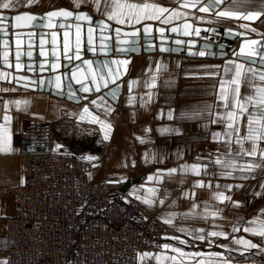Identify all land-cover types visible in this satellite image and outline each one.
Masks as SVG:
<instances>
[{
    "label": "crops",
    "instance_id": "1",
    "mask_svg": "<svg viewBox=\"0 0 264 264\" xmlns=\"http://www.w3.org/2000/svg\"><path fill=\"white\" fill-rule=\"evenodd\" d=\"M148 2H155L170 9L177 7V0H148ZM59 8L71 9L72 0H39V3L31 8L17 6L9 10L0 9V13L43 14ZM224 8L245 13L261 11L264 9V0H226L225 4L217 10ZM84 10L88 11L87 8ZM179 11L182 14L186 12L188 15L186 17L182 15L180 19L168 24L150 23L154 26L169 27L183 21H191L198 25L226 27L243 32L245 29L240 25L250 24L256 32L248 33L255 37L264 36V16L254 21H247L220 18L215 13L202 14L196 9L180 8ZM92 15L94 18L101 19L100 14L95 11ZM232 60L236 58L231 56L219 59L192 58L183 54L159 52L133 56L127 75L122 81V93L116 102L102 92L81 96L80 103L17 86L16 91L0 92V109H3L4 103H8L6 111L11 117L7 125L9 138L6 147L8 150L0 151V237L5 234L6 219L13 213V190L20 186L23 179L21 160L18 157L19 136L23 124L33 120L51 124L52 147L55 151L77 154L90 164L91 169L88 172L90 183L109 182L119 178L123 187L126 186V189L121 190L120 195H113L109 199L105 211V219L109 223L117 225L123 204L129 200H135L156 214L157 218L169 228V236L189 239L180 229H187L190 232L192 229L205 228L208 231L229 233L227 240L212 238L214 243L211 245L189 240V245L186 246L179 244L176 240L165 238L162 245H174L183 248L186 252H204L205 254L223 252L224 255L220 259L205 255L202 257L205 264H221V260H230L231 264H264V254L256 249L248 250L244 255H240L237 251H228L217 246L226 245L228 249L239 248L240 246L233 242L232 237L250 239L257 244L264 243L258 235L245 234L243 231L231 232V226L235 220L255 221L251 225L245 224L254 229H259L264 224V213L261 212L264 210V196L254 195L258 190L257 185L264 183V169H257L252 173L255 179L241 181L221 176V169L212 162L215 156L226 151L223 143H217L212 139V133L221 132L222 129L212 124L211 120L217 112L224 111L219 99L220 82L222 79H227L228 74L224 69L226 62ZM157 65H159L158 71ZM249 67L260 69L253 63L245 64V69ZM149 69L152 71L150 72ZM153 75L156 77L155 87L149 88L145 85L153 82ZM254 79L257 84L261 83L258 77ZM133 81L136 83L132 84ZM129 84H132L131 91L128 88ZM12 87V84L0 81V88ZM240 92L241 96L252 95V84L242 80ZM146 93H151L150 97L146 96ZM133 96L135 101L130 104L129 100ZM101 97H104L107 106L112 109L110 113H105L102 108L90 104L93 99L99 103ZM16 101H20L19 106L16 105ZM85 105L90 109L88 114L83 112ZM94 115L99 116L104 124L111 125L107 130L109 139H104L105 129L101 123L91 122ZM81 116L84 117L83 120L80 119ZM2 122L0 119V123ZM165 128L171 131L163 132L162 129ZM244 132L242 123L241 135ZM141 140L144 142L141 143ZM245 147L248 145L245 144ZM260 147L264 148V142H261ZM89 157L94 159L89 160ZM197 162L208 164L206 175L198 177L177 171L172 176L165 175L160 184L148 180V177L156 174L159 169L179 170L184 165ZM239 175V172L234 173L236 177ZM201 179L206 183L211 181L213 186L243 184L242 188L226 193L232 197V200L240 201L242 207L234 209L230 201L224 203L216 201L214 196L219 190L215 187L197 188L194 201L184 199L181 193L186 189L192 190L193 183ZM153 187L160 189V192L156 193V198H159L162 193L165 195L163 205L158 203V199L153 205L142 202L145 196L152 198L148 190ZM137 196L141 199H137ZM194 202L197 207L193 210ZM205 204L209 205V212L213 208L223 211L219 212L215 218L209 215L207 219H203ZM186 213L194 214L184 219L183 216ZM173 214L176 217L173 223H165L164 220ZM241 251H243L242 248ZM142 253H149L150 256L141 258ZM165 255L171 256L175 253L170 251L165 253L162 247L153 252H139L137 264H170L164 259ZM153 256H159L160 260L153 259ZM0 261H4L2 255H0ZM185 264H192V262L186 260Z\"/></svg>",
    "mask_w": 264,
    "mask_h": 264
},
{
    "label": "snow or ice",
    "instance_id": "2",
    "mask_svg": "<svg viewBox=\"0 0 264 264\" xmlns=\"http://www.w3.org/2000/svg\"><path fill=\"white\" fill-rule=\"evenodd\" d=\"M39 3V0H0V9L9 10L14 9L17 6H23L25 8H31L33 5ZM225 4V0H177L176 8H169L160 5L155 2H148V0H72L71 9H57L48 11L44 17H38L29 12H24L15 15V24L12 25L14 28L28 27L30 29H35L37 26L40 28H46L51 30L47 33L37 34L34 31L28 33V45L27 51L21 52L22 40L20 39L19 33H15L17 39L15 41L16 49L14 54L15 63L9 59V46L10 42H4L5 51L3 52V64L0 65V81H6L12 84V88H0V92L16 91L17 85L24 88H29L33 84L37 87L44 86L46 83L48 85H54L55 89L63 94L64 93V80L74 81L80 87L78 90L73 91L71 89V83L68 85V95L73 99H78L77 91L83 93L97 92L99 93L101 89H108V95L115 100L118 96L120 85L117 81L121 78L122 74L126 73V65L129 63L127 60H112L110 63L101 62L102 68L93 70V61L83 59V49L82 42H86L87 51L93 52L94 54L99 51L102 54L107 55L109 45L107 43L112 37L107 35V33H115L118 38L117 42L121 45H131L135 41L130 39H124L121 37H136L141 34V31L145 34H151L152 26L150 22H159L161 24L171 23L173 20H178L181 16H187L188 13H181L180 8L184 9H196L200 13H211L214 12L217 17L225 19H243L247 21H254L260 19L264 16V9L261 11H250V12H240L234 11L229 8H224L223 10H217L220 6ZM87 8L88 11L84 9ZM95 11L100 14L101 19L98 23L93 26L94 16L92 12ZM203 19V17H200ZM47 20L46 23L42 22ZM59 20L61 22H54ZM40 22V23H37ZM139 26V27H137ZM240 27L245 29L244 33L240 35H246L248 32H256L255 28H252L250 24H242ZM125 28H130L132 31L126 32ZM62 29V42L58 39L61 33L58 31ZM178 29L173 27L172 32H176ZM164 28H160V35H164ZM195 35H200V30L198 28H193L192 24L185 23L183 25V35L188 36L192 33ZM231 33V30H229ZM0 34L4 36L9 35V28L6 26V17L0 15ZM39 36V56L44 59L36 64H24L21 60L22 55H26L29 59L33 57V40L36 36ZM50 37V39H49ZM99 40V46L97 48L96 41ZM177 44L185 43L184 41L177 40ZM51 45L50 50H46V45ZM252 46H257V50H251ZM62 48L63 59L67 61L68 65H73L65 73H60L59 69L61 67L59 61L60 56L58 55V49ZM264 48V43L258 40H251L249 45V50L245 51L242 46L237 53H235L236 60L227 61L225 66V73L227 79H222L220 82L219 99L220 105L224 109L223 112H217L215 117L211 120V123L221 127V132H213L212 139L217 143H223L225 145L226 151L217 155L213 159V163L216 164L220 169V175L239 179L241 181L248 179H255L252 175L257 169H264V148L260 147L261 142H264V51L259 49ZM120 52L134 51L131 47H119L116 49ZM49 51L51 52V59H49ZM160 51H167V49L161 47ZM199 55H205L204 51H200ZM240 57H244V60H240ZM258 58L260 69L255 67H249L245 69V64H251L254 60ZM75 61H80V64H75ZM81 65L87 66V74L85 69ZM157 71L159 70V65L156 66ZM4 69H12L13 71H7ZM106 69V71H103ZM33 72V73H43L44 71H51L58 73L54 76V79H37L33 80L32 77L27 75H17L21 71ZM123 70V72H122ZM151 72L152 70L149 69ZM213 75H215L213 73ZM258 77L260 84H257L255 79ZM155 75L152 76V83H146L145 86L151 88L155 87ZM245 83H251L253 87V94L248 96H241L240 85L241 81ZM23 82V83H21ZM133 81L132 84H135ZM109 84L114 85V87L109 88ZM132 84L128 85L131 91ZM146 96L150 97L151 93H146ZM87 97H85L86 99ZM135 97H131L129 103H133ZM19 106L20 101L15 102ZM90 104L96 106L97 108H102L105 113H110L112 109L107 106L104 97L100 98V102L96 99L90 101ZM8 103H4L3 109H0V151H7L6 147L9 138V129L7 125L10 123L11 117L7 114ZM251 109V110H250ZM83 112L88 114L90 109L87 105L83 107ZM246 117V119H245ZM169 118H171V113H169ZM81 120L84 119L83 116L80 117ZM92 123H101L105 129L104 139H109L107 130L110 129V124H104L103 121L99 119V116H92ZM245 129L243 135H241V127ZM150 131V130H149ZM163 132H169L170 129H162ZM141 143L144 141L141 140ZM245 144L248 147H245ZM59 147V146H58ZM245 157H251L252 159H244ZM210 159L211 154H210ZM89 160L94 159L89 157ZM177 171L183 172L184 174H193L195 176H202L208 173L207 163H193L190 165H184L181 169H159L156 174L149 176V181H155L156 184L162 183L165 175L172 176L177 173ZM239 172L238 177L234 176V173ZM110 183H120L119 178L109 181ZM243 184H228V185H215L213 186L211 181L207 183L201 179L197 180L192 185V190H184L181 195L184 199L195 200L197 188H212L215 187L217 191L214 199L220 203L225 201H230L231 206L234 209H239L242 207L240 201L232 200L230 195L226 193H231L234 189L242 188ZM257 191L254 193L256 196H264V183H259L257 185ZM151 193V197L145 196L142 200L143 203L153 205L158 203L163 205L165 203V195L162 193L159 198H156V193L160 192V189L153 187L148 190ZM137 199L141 197L137 196ZM197 207L194 202L192 204L193 210ZM222 209L213 208L209 212V205H204V215L203 219H207L209 215L213 218L217 216ZM264 213V210H261ZM194 213H186L183 218L187 219L188 215ZM175 215H170L164 222L172 224L175 220ZM255 221H242L235 220L231 226V232L237 233L243 231L245 234H250L253 236H259L262 241H264V224L261 225L259 229H254L251 226H245L254 224ZM189 237V239H183L179 236H169L165 239L176 240L179 244L189 245V240L206 242L209 245L214 243L212 238H223L225 240L229 239V233L226 231H208L205 228L192 229L190 232L187 229H180ZM233 242L240 246L236 249H228L226 245H217L218 247L225 248L228 251H237L240 255H244L246 251L251 249H256L261 254H264V243L257 244L252 242L250 239L232 237ZM165 253L172 252L175 255L167 256L164 259L169 261L170 264H185L186 260L191 261L192 264H205L204 257L208 255L210 257H216L220 259L223 257V252L221 253H208L204 252H186L183 248L176 247L174 245L164 244L161 246ZM241 248L243 251H241ZM141 258L145 256H150L149 253L140 254ZM153 259L157 261L160 260L159 256H153ZM0 264H7V261H0ZM221 264H231L230 260H221Z\"/></svg>",
    "mask_w": 264,
    "mask_h": 264
},
{
    "label": "built area",
    "instance_id": "3",
    "mask_svg": "<svg viewBox=\"0 0 264 264\" xmlns=\"http://www.w3.org/2000/svg\"><path fill=\"white\" fill-rule=\"evenodd\" d=\"M49 123L28 120L19 136L22 182L0 237L7 264H137L139 252L160 250L169 228L135 200L117 225L105 219L123 183H90L79 155L55 151Z\"/></svg>",
    "mask_w": 264,
    "mask_h": 264
},
{
    "label": "water",
    "instance_id": "4",
    "mask_svg": "<svg viewBox=\"0 0 264 264\" xmlns=\"http://www.w3.org/2000/svg\"><path fill=\"white\" fill-rule=\"evenodd\" d=\"M226 1V0H225ZM221 7V6H220ZM59 9H64V8H59ZM57 10V9H55ZM52 11V10H51ZM34 14L38 17H44L45 14ZM200 13V12H199ZM214 12L211 13H202V14H213ZM21 14V13H20ZM32 14V13H31ZM0 15H3L6 17V26L9 28V35L4 36L3 34H0V65L3 64V52L5 51L4 48V42L8 41L10 42L9 46V59L15 63L14 60V54H15V41L17 39V36L15 33H19L20 39L22 40V48L21 52H26L27 51V45H28V33L30 31H34L37 34L39 33H47L50 32L51 30L46 29V28H40L37 26L35 29H30L28 27H21L19 29L12 27V25L15 24L14 17L15 15H8L4 13H0ZM100 19L95 18L93 26H95L96 23L99 22ZM44 23L47 22V20L42 21ZM54 22H61L59 20H56ZM190 23L192 24L193 28H198L200 30V35L197 36L193 32L191 35L185 36L183 35V25L185 23ZM40 23V22H37ZM152 32L151 34H145L143 31H141V34L136 36V37H121L124 39H130L135 41V43L131 45H121L117 42L118 38L115 36V33H107V35L111 36L112 38L107 41L109 45L110 51H108L107 55L100 53L97 51L95 54L93 52L87 51V44L86 42H82V49H83V59L87 60H92L93 61V70L96 69H101L102 68V63L101 62H108L110 63L112 60H127L129 63L126 65L127 71L128 67L132 61L133 56H139L141 54H151L155 52L159 53H174V54H183L187 57H198V58H226L228 56H231L232 58H236L235 53L239 51V49L243 46L245 48V51L249 50V45L250 41L255 39L258 41H261V43H264V36L262 37H255L251 33H247L246 35H240V33H244L243 31H239L236 29L232 28H226V27H218V26H203V25H198L194 24L191 21H183L179 24H175L169 27H162V26H154L152 25ZM173 27H176L178 30L176 32H172L171 29ZM164 28V35L161 36L159 29ZM231 30V33L229 32ZM61 35L58 37V39L62 42V29L58 30ZM126 32L132 31V29H124ZM50 39V37H49ZM184 41L185 43L182 44H177L176 41ZM34 47L32 49L33 51V57L29 59L26 55H22L21 60L24 64H36L39 61L43 60V57L39 56V36L37 35L34 40H33ZM96 46L98 48L99 46V40L96 41ZM119 47H131L134 48V51H129L127 53L125 52H120L117 51L116 49ZM163 47L167 49V51H160V48ZM51 45H46V50H50ZM251 50H257V46H252ZM261 51H264V48L259 49ZM200 51H204L205 55L201 56L198 53ZM58 55L60 56V73H65L69 70V68L73 67V65H68L67 61L63 59V53H62V48L58 49ZM49 59H51V52L49 51ZM240 60H244V57H240ZM75 64H80V61H75ZM253 64L257 65L260 67L259 60L258 58L253 61ZM85 69V73L87 74V66L86 65H81ZM7 71H13L12 69H4ZM103 71H106V69H103ZM126 73L122 74L121 78L117 81V83L120 85L119 93L118 96L115 100H113L109 95H108V89H101L100 92H102L105 96L110 98L113 102H116L118 97L122 93V86H123V79L127 75ZM123 72V70H122ZM17 75H27L29 77H32L33 80L37 79H45L46 81L49 79H54V76L58 73L51 72V71H44L43 73H33V72H27L21 71L19 73H16ZM23 83V82H21ZM64 93L61 94L59 93L54 85H48L47 83L44 86L37 87L35 84H33L29 88H24L20 85H17V87L30 90V91H40V92H45L49 93L51 95H55L58 97H63L66 98L67 100H70L75 103H80L81 102V96H89L93 93L97 92H91V93H83V92H78L77 91V97L78 99H73L71 96L68 95V85L71 83V89L73 91H76L79 89V85L76 84L74 81H68L64 80ZM114 87V85L109 84V88ZM122 189H126V186L123 187Z\"/></svg>",
    "mask_w": 264,
    "mask_h": 264
},
{
    "label": "bare ground",
    "instance_id": "5",
    "mask_svg": "<svg viewBox=\"0 0 264 264\" xmlns=\"http://www.w3.org/2000/svg\"><path fill=\"white\" fill-rule=\"evenodd\" d=\"M163 241V240H162Z\"/></svg>",
    "mask_w": 264,
    "mask_h": 264
}]
</instances>
